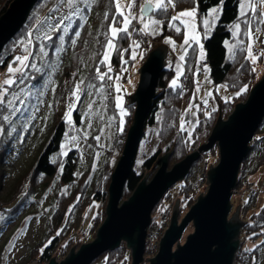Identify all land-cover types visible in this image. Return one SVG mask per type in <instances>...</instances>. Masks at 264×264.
Returning <instances> with one entry per match:
<instances>
[{"label":"rangeland","instance_id":"1","mask_svg":"<svg viewBox=\"0 0 264 264\" xmlns=\"http://www.w3.org/2000/svg\"><path fill=\"white\" fill-rule=\"evenodd\" d=\"M5 2L6 0H0V8ZM145 2L146 0H137L135 9L137 13L139 7L143 6ZM121 3L127 8L131 3V0H121ZM153 3H155V0H153ZM242 4H244L243 11L245 13L248 12L250 7L246 0H242L241 5ZM241 5L240 10L242 12ZM82 6L83 3L79 5L81 9H83ZM257 7L262 10V13H264V4L257 5ZM57 9L58 10L53 12L48 18L49 20H47L46 23H43L39 29L47 27L48 24H55L58 19L70 14V9L66 6L60 5ZM191 9L192 8H189L187 10ZM158 11L159 10H155L150 16H148L153 20L159 21V26L152 25L147 30V33H151L152 29L156 28L155 34H146L144 31H137V22L139 25H142L141 28L143 27V23L138 20L132 21V26L129 31L131 34L134 31L139 35L135 36L132 34V41L125 45V47L128 48L127 51L129 55L128 57L122 56V60L117 64V67L112 65V55L114 51L110 53L109 63L112 65L110 72L108 71L107 64L103 62V55L106 51L105 45L107 43L104 34L108 30L105 25L108 23L104 21V24H102V21L98 22V20L92 23L90 22V27L94 32V41L89 40L90 38L88 34L86 44L88 45L89 51L83 55L85 61L80 64L76 63L75 67L72 66L73 68L77 67L79 69L78 78H74V84L72 87L75 89L76 85L83 81L81 84L79 102H77L73 96L74 91L67 97V99L65 97L66 100L60 99L63 95V87L61 85L62 82H60V77H62V74L64 73V65L61 69L59 65H57L59 68H52L49 71V75L43 81L44 84L42 86L39 85L37 88H31L30 85L28 86L23 82L14 89V91L24 89L31 94L24 95L23 92H21L24 103L19 105L21 111L11 116V123L0 120V127L5 130L4 133H0V140H2L3 136L6 134L8 137H17L14 146L15 150L11 151V154H9V161H7L5 165L6 170L3 171L5 172V176L2 182V191L0 193V198L3 202L0 201V209L3 208L4 203L10 201L12 198L11 196L15 193H19L21 196L24 194L26 196L28 193V198H26V200L29 201L24 203L23 211L19 214L17 213V215L7 216L8 214L4 215L3 213L4 219L0 220V251L3 252L2 262L0 261V264L51 263L52 261L46 262L42 259L40 260V255L42 254L44 247H46L47 244L50 245L52 239L57 238L60 241L57 248L58 252L51 254V256L52 259L54 258L59 264L63 263V261L65 262L71 255V252L73 251L72 248L75 247H71V244L73 243L72 241H75V234L77 235L78 231H81V228L84 229L88 226L93 227V214L98 211L97 218L94 220V226L98 227V230L93 237L94 239L90 242L92 243L97 239L98 231L108 219L107 211L110 198L109 187L112 185V177L114 176V172L119 165L122 155H124L123 151L127 143V136L130 133L129 130L134 124L136 104L132 106L129 98L133 97L138 91L140 81L142 80L141 71L143 65L149 60L150 53L153 50L159 49L163 45L168 47L166 66L172 71L169 76L170 79H168V87L173 88L171 86V81L177 79L179 74L178 87L173 89L178 91V102L182 104L183 111L180 112V119L178 123L174 125V128L168 126L167 121L170 120L165 117L166 114H161L160 117L164 118H160L161 122H159L156 128L148 127L146 122V133L141 140L142 143L139 146V153L136 158L137 163L134 167V172L140 176L143 175V179L150 171L149 168H145L148 159L156 156L158 153L160 154V157H163L173 151L167 149L166 146L168 141L163 139L165 135H169L166 139H172L174 142L185 141L183 145L186 143L187 146L190 145L189 141L194 143L198 141L194 149L195 152L200 151V148L209 141V139L206 138L209 131L211 128L214 130V126L220 118V106H222L221 113L223 115V113H225L224 109L227 107L226 104H233L235 100H237L236 98H238L244 91V89L231 90L230 86L227 84L215 85L212 82L210 66L206 63L207 54L204 48L205 43L203 42L204 35L198 30L197 19L195 20L196 33L199 36L200 44H203L205 52L203 60L199 57V44L189 39L192 35V30L180 25L179 21H176V25L180 27V31H183L184 37L180 39H177L175 35L165 38L162 37L164 25L157 18L158 14H156V12ZM169 12L173 13V16L179 13L176 11V7L174 9L170 8ZM216 19L217 17L213 21L214 23L216 22ZM70 21H65V24L68 27ZM211 23L212 21H210V24ZM170 24H172L171 21ZM239 25V30H237L236 27L232 30L234 32V40L227 45L230 53H233L234 45H236V41L240 39L242 34L241 30L243 22H240ZM36 36H43V31H37ZM108 37L110 38V33ZM136 37H140V39H137ZM168 39L175 42V48H173L171 44L166 43V40ZM185 39H189L187 45L184 44ZM134 42H139L140 47L135 48ZM248 42L247 49L251 46L254 55L264 53V32H257V34L253 33V39L248 40ZM28 47L27 43L25 48L29 50ZM25 48L23 51H25ZM193 48L195 50V55L189 63L187 57H189V53ZM14 53L16 54L12 57V64L9 65L13 68L18 66L15 57L20 54V50L17 49ZM133 55L136 56V59H132ZM181 55L185 57L184 60L180 59ZM40 57L41 61H46L44 54ZM61 58L64 60L66 55L63 54ZM101 59L102 66L98 67V65L101 64L98 63ZM33 61L35 62L36 67L39 68V60L34 57ZM250 62L252 63L251 60ZM242 65L243 64L238 65L235 70H238V68L240 69V66ZM9 66H7L3 72L0 85H3L4 80L7 78V70ZM97 67L101 73L108 72V76L111 77V79L106 77L105 83L101 84L96 76L92 77V72H95L94 69ZM253 67L254 71L259 74L256 82H260L264 77V55L258 56ZM72 71V76H74L76 73L75 69ZM244 79L247 78L244 77ZM89 84L95 85V87H89ZM256 85L257 84L254 83V85L250 87L253 89ZM117 86H119V89H117ZM100 89H102V92ZM110 90L113 92L112 95H110ZM251 92L246 100H240L235 106L237 107L238 104H246L252 95ZM69 106H71V121L68 119ZM122 108L126 114L122 113ZM189 109L191 111H189ZM77 110L82 112L81 126H77L72 121V115ZM8 114V112L4 113V115ZM128 115L130 116L129 119ZM62 120L66 124L67 136L61 144L62 147L60 150L55 156L53 155V161L58 163L57 174L54 175V179H44L41 183L39 181L34 183L33 171L37 168L38 160L41 158L40 155L45 148H47L48 139L52 137L54 127L58 126ZM182 121L184 122L183 131L180 127ZM263 124L264 121L261 125ZM197 132L200 133V139L195 136ZM262 132L264 133V127L262 128ZM260 136L262 137L256 138L258 140L262 139L264 135L262 134ZM220 151L221 149L218 146H215L210 152L202 153L199 158L200 160L197 161L200 162L202 172L197 179L198 181L192 185L195 191H197V194H193L195 200H193L194 202L189 208L185 207L186 204L181 202V198H176L170 204H166L162 207V201L167 194L162 200H160V204L156 206L153 211L154 217L158 216L155 221L156 228L168 226L165 229H162V238L167 235V230L172 225V218L170 217V221H167V216H174V209L178 200L180 205H178L177 212L179 213V216L177 217V220L180 223L186 215L190 213L192 207L198 204L202 198L207 196L209 193V184H207L209 181L208 173L210 172L211 167H217L221 161ZM71 153L72 155H75L76 162L72 164L75 166V169L74 172L67 177L66 170L68 167L66 165L68 163L70 164L68 159H72ZM172 153H174V151ZM172 153L169 156V161ZM262 154L263 153L260 152L258 153L260 156ZM252 155L255 156V158L248 163L246 160L243 161L240 167L242 171V166L246 164L244 167L247 169L245 170L247 173L243 174L244 177L239 184L237 182L236 190L231 199L232 212L229 215V219L238 212V207L242 213V203L249 200L253 195L254 198H256L257 205L254 207L255 212H260L264 206V159L257 156L254 152ZM175 163L176 162L173 163L170 161L169 171L177 165ZM159 164L160 163L153 167L151 173L147 176V182H151L155 175L158 174L160 168ZM64 176L71 179L68 184L65 181L62 182ZM68 179L65 180L67 181ZM181 182L175 184L170 189L181 184ZM104 189H106L108 196L102 192ZM32 193H34L33 198L30 197ZM94 196L96 198L97 196L100 197L101 202L95 201ZM104 196L105 198H103ZM133 196L134 195L129 194L125 197L124 194L120 205L122 206V203L129 201ZM93 202L96 204L92 205L91 203ZM75 204H80V207H74ZM61 205H65V208L69 211V218L72 219L71 221H68L70 225L74 224V226H77L79 225L78 221L85 219L84 223H82L84 225L82 226L81 224L80 227L77 228V231H74V229L69 230L68 227H72L69 225L66 228V231L57 227L51 229V222L54 221V214L57 210L61 213V218L64 219V217L67 216L63 213V210L59 208ZM93 207H95V209H93ZM91 209H93V211H91ZM97 220L98 222L96 223ZM153 226L154 225H151L148 231H151ZM191 226H193V224H191L185 231V235L180 242L181 246L186 245L188 237L194 235L195 230L194 227L192 228ZM82 232L83 231H81V233ZM88 236L89 229L85 232V242H87V239L89 238ZM149 238L147 243L150 247L145 251L143 264H151V261L149 260L157 258L160 251V246L158 244L157 247L154 246V242L149 244ZM162 238L160 239V242L162 241ZM243 241H245L244 247L246 251L255 250L258 247L260 264H264V236L260 235L253 239L246 237L245 239L243 238ZM70 242L72 243L70 244ZM66 247H68L67 252H65ZM80 248V246H76L75 251L79 252V250H81ZM176 248L173 249L174 252ZM58 249L61 251L59 252ZM63 251L65 253L60 254ZM113 256L119 259L115 264H132V261L134 260L133 257L129 255L125 256L126 258L123 260H120V255L116 254Z\"/></svg>","mask_w":264,"mask_h":264},{"label":"trees","instance_id":"2","mask_svg":"<svg viewBox=\"0 0 264 264\" xmlns=\"http://www.w3.org/2000/svg\"><path fill=\"white\" fill-rule=\"evenodd\" d=\"M14 0H6L4 5L0 8V17L4 15V13H7V10L11 3H13ZM176 4V11L181 12L183 10H187L189 8L195 7L197 10V23H198V30L201 32L203 36V42L205 43V51H206V63L210 66V75L211 80L215 85H221V84H227L230 86L231 90H241L244 89V91L239 95L237 100L233 104H226L227 107L224 109L223 116H225V119H229L230 116L233 113L234 107L236 108L235 104L239 103L240 100L243 101V99H247V97L250 95L249 93L253 90L250 86H253L254 83L258 84L257 81V72L254 71L253 63L250 62V60L247 58V44L249 43V36L248 31L253 30L252 33L257 34L264 32V15H252L251 9H249L248 12H246V16H241V10L240 5L242 3V0H174ZM59 0H39L34 8L32 9V13H30L29 21L24 25V27L21 29V32L19 34H16V36L10 41L8 45L5 46L2 55L0 56V82L3 77V72L9 66L12 61V57L15 56L16 53H14L17 49L20 50V54L18 56H24L30 54L31 63L35 62L33 61V58L38 59L39 61V69L40 72H35L33 69L29 68L27 69L30 76H34V79H26L24 82L28 86L30 85L31 88H37V86H42L44 84V80L49 75V71L52 68H59L64 65L62 74V77H60V82H62L63 87V95L60 99H67L69 95L74 91V88L72 85L74 84L73 80L76 77L78 78V72L79 69L73 68L75 67L76 63L80 64L83 63L84 56L88 51V45L86 44L88 40V34H89V40L94 41L93 38V30L90 27V22H95L98 20V22L102 21V24H104V21H106L108 24L105 25L108 30L104 34V38L107 40L109 37V25L112 23L113 19L119 20V16H115V5L113 3V0H95V3H89L88 8H84V5L82 6L84 11L81 15H75L71 17V21L69 22L68 32L65 34L63 31L57 33V32H51L53 39L52 40H39L36 36L37 31L39 27L46 23L48 18L51 16V14L55 9L59 7ZM213 8L221 9L219 12V15L217 16L216 22L214 23L211 19V17L208 16V13L212 11ZM170 8L167 10V12H156L158 14V19L160 22L164 25L163 27V33L162 37H168L173 36L177 39H180L184 37L183 31L177 32L174 29V26L170 24L171 17L173 16L171 12H169ZM154 12V11H153ZM257 12L262 13V10L257 7ZM208 18L212 23L210 24V31H208L206 34L204 27L202 25V20ZM248 20V24L244 23V20ZM240 22H243L242 27V34L240 36V39L236 41V45H234V51L233 53H230L228 50V43L234 40V32L232 31L236 24H239ZM75 32H79L80 36L77 37L75 35ZM130 32V31H129ZM29 33H32L31 37V44L29 43ZM132 34L139 35L136 32H132ZM130 32V35L128 38L116 41L117 47L121 49L119 54L116 52H113L112 58L113 63L112 65L117 67L118 63L122 60V56L128 57V48L125 47L127 43H130L133 39V35ZM59 37H63V44H61V41ZM137 38V37H136ZM137 39H140L138 37ZM73 41H76L73 43ZM28 43V52L26 53L23 51L25 46ZM92 43V42H90ZM129 46V45H128ZM44 48V52L47 53L45 55L46 61H41V51L40 48ZM31 52V53H30ZM194 48L191 49L189 53V57H187V61L190 63L192 61V58H194ZM66 55V58L63 60L61 57ZM40 55V56H39ZM32 57V58H31ZM102 59L98 62L101 63ZM14 62V60H13ZM69 63V64H68ZM67 64V66H66ZM240 69L235 70L238 65H241ZM59 65V67L57 66ZM111 65V66H112ZM102 63L98 65V67H101ZM66 67V68H65ZM97 67V68H98ZM95 72H92V77L96 76V69ZM75 69V75L72 76V73ZM81 71V70H80ZM171 72L167 68L164 70L163 74L161 75V80H159L158 90H157V97H155V101L153 102L152 106V112H150V115L148 117L147 126L151 128H156L159 122H161L160 117L161 114H166L165 117H167L170 121H167L168 126L171 128H174V125L178 123L180 119V112L183 111L182 104L178 102V91L174 90L173 88L168 87V79H170ZM246 77L247 79H244ZM80 80V78H79ZM101 83V82H100ZM104 84V83H103ZM14 90V89H13ZM57 97V96H56ZM65 99V100H66ZM182 99V98H181ZM180 99V100H181ZM115 103V101H114ZM113 103V104H114ZM134 106L135 104H131ZM5 112H3L4 115ZM75 113V114H74ZM72 115V121L77 126H81V116L82 112L75 111ZM173 115V116H172ZM128 115V119H129ZM133 121V120H132ZM135 121V120H134ZM131 124V123H129ZM127 126V125H126ZM264 127V124L259 128V130L256 133V137H262L260 135H264L262 132V128ZM212 130V128H211ZM209 131L208 135L206 136L207 139H210V134L212 131ZM200 132V131H199ZM197 132L195 134L196 138H199L200 133ZM199 134V135H198ZM3 136V139L0 140V193L2 188V182L3 178L5 176V172H3L5 169V165L8 160L9 154H11V151L15 150V141L17 137H6ZM67 136L66 134V124L62 120L58 126L54 127V133L52 134V137L48 139L47 148L43 151V153L40 155L41 158L38 160L37 168L33 171V178L34 183L36 182H42L47 179L51 180L54 179V175L57 174V162L53 161L54 156L57 154V152L62 147V143ZM162 137V136H161ZM169 135H165L163 138L164 140H167V149L170 151H174L170 157V161L175 164H179L180 162L184 161V159L195 152V146L197 145V142H190V145L187 146L186 143L183 145L185 141L182 142H174L172 139H166ZM254 138V140L251 143V152L248 155V159L246 162H251L255 156H253V152L257 154L260 158L264 159V136L262 139ZM200 139V138H199ZM198 139V140H199ZM263 153L261 156L258 155V153ZM54 155V156H53ZM72 155V153H71ZM158 157H160V154L158 153L156 156L148 159L145 165L146 169H151L153 164H155L158 160ZM70 161V164L68 163L66 166L67 173L66 176H70L75 169V166L72 165L74 162H76L75 155H72V159H68ZM264 161V160H263ZM160 165V164H159ZM246 165V164H245ZM244 165V166H245ZM244 166H242V171L239 173L240 180L238 181V184L242 181L244 175L247 172V170ZM159 167V166H158ZM202 172L200 168V162L194 163L190 174L187 175L186 179L181 182V184L175 186L173 189H170L168 191L167 195L165 196L164 200L162 201V207H164L166 204H170L173 200L176 198H181V202H183L186 208H189L192 203L195 200L193 194H197V191H195L194 187L192 186L193 183H196L199 178L200 173ZM132 176L128 178L127 186L124 188V194L126 195H134L133 193L135 190L142 184L143 175L140 176L139 174L132 172ZM66 176H64V179H62V182H66L67 184L71 179H68ZM65 179H68L67 181ZM39 183V184H40ZM35 190V188H34ZM36 191V190H35ZM102 191V190H101ZM106 196H108L106 189L102 191ZM178 196V197H175ZM9 202L3 204V208L0 209V214H8L7 216H14L17 215V213H21L23 211V205L24 203H27L28 201L26 198H28V193L25 196L20 195L19 193L13 194L11 196ZM30 197H34V193L30 195ZM29 197V198H30ZM94 200L101 202L100 197L97 196V198L94 196ZM105 198V196L103 197ZM102 198V199H103ZM64 200V199H62ZM61 200V201H62ZM92 200V201H94ZM104 200V199H103ZM0 201L3 202L0 198ZM92 205H95L96 203H91ZM78 206L80 207V204H75L74 207ZM256 205V198H254V195L249 198V200L242 203V213H241V220L244 223L243 227L241 229L240 234V241H241V247L237 251V255L234 258V264H260L259 261V252L258 247L255 250L246 251L245 250V241H243V238H256L257 236L263 235L264 236V206L262 207V210L260 212H255L254 207ZM65 205L59 206L60 209L63 210V213L67 216L63 218L60 217L61 213H59L57 210L54 214V221L51 222V229L53 228H62V230L66 231V228L69 226H72L71 228L68 227V229H74V231H77V228L80 227L82 223H84L85 219L82 221H78L77 226L70 225L68 221H71L72 219L69 218V211H67V208H65ZM95 209V207H93ZM91 209V211H93ZM69 210V209H68ZM81 210V209H80ZM78 210V211H80ZM90 211V212H91ZM84 212V211H83ZM89 212V213H90ZM255 212V213H254ZM97 212H94V220L97 218ZM105 216V213H104ZM178 215L176 216V219ZM58 217V219H57ZM170 217L167 216V221H170ZM158 216L152 217L151 225H154L156 219ZM58 220V221H56ZM94 220H93V227H85L84 229H80L83 231H78V234H75V241L70 242L71 247L77 246L82 247L84 244L89 243V241H92L95 236L96 231L98 230V227L94 226ZM55 222V224H54ZM98 220L96 221V223ZM95 223V225H96ZM169 223V222H168ZM84 224H82L83 226ZM192 228L194 227L191 226ZM89 229V238H84L85 232ZM195 230V228H194ZM1 233V232H0ZM73 234V233H72ZM59 240L52 239L50 245L47 244L46 247L42 250V254L40 255V260H44L46 262H51L52 256L51 254L57 253V248L59 246ZM62 242V241H61ZM148 245V243H147ZM65 246V245H64ZM69 247V246H68ZM68 247L65 248V252H67ZM69 247V248H71ZM149 245L146 249V251L149 249ZM59 250V249H58ZM61 250H59L60 252ZM64 251L60 254H64ZM130 249L127 247L126 242H122L120 248L109 251L102 256L98 258L97 261H95L93 264H115L116 261H119L118 258H115L113 255H120V260L126 258L125 256L131 255ZM257 254V255H256ZM2 256L3 252L0 251V261L2 262ZM134 259V258H133ZM255 260V262H254ZM123 263V262H122Z\"/></svg>","mask_w":264,"mask_h":264},{"label":"water","instance_id":"3","mask_svg":"<svg viewBox=\"0 0 264 264\" xmlns=\"http://www.w3.org/2000/svg\"><path fill=\"white\" fill-rule=\"evenodd\" d=\"M38 1L14 0L7 13L0 17V56L5 46L28 23L30 13ZM152 12L146 15L150 16ZM167 48L163 45L150 53V58L141 71L142 80L138 91L129 98L130 104H136L135 121L129 130L124 155L109 187L108 219L98 231L95 241L84 244L79 252L75 251L76 246L73 247L68 259L60 264H93L103 254L120 248L122 242H126L132 251V264H143L154 209L170 188L190 174L193 164L200 160L201 154L210 152L215 146L221 149V161L217 167H211L208 173L209 193L192 207L181 224L176 219L180 205L179 200L177 201L172 225L168 228L167 235L162 238L159 254L157 258L148 260L151 264H234V258L241 247L240 234L244 223L240 219L239 207L238 212L229 219L232 212L231 199L239 181L240 167L248 159L250 145L264 121V77L253 87L246 104H238L229 119L224 118L221 113L222 106L219 105L220 118L209 141L200 151L187 156L171 171L169 156L173 151L158 157L147 176L160 163L158 174L151 182H147L145 176L134 196L120 205L128 178L132 176L137 163L138 149L157 97L159 80L167 68ZM193 223L194 235L188 237L186 245L181 246L185 231ZM51 261L48 264H59L54 258Z\"/></svg>","mask_w":264,"mask_h":264},{"label":"snow or ice","instance_id":"4","mask_svg":"<svg viewBox=\"0 0 264 264\" xmlns=\"http://www.w3.org/2000/svg\"><path fill=\"white\" fill-rule=\"evenodd\" d=\"M248 6L251 9L252 15H264V13H258L257 12V5L264 4V0H246ZM83 3L84 8L89 7L90 0H59V5L66 6L68 9H70V14L66 15L64 17H61L56 21L55 24H48L47 27L38 29V31H43V36L38 37L39 39H47L52 40L53 37L50 34L51 32H61L63 31L65 34L68 32V26L65 24V21L71 20V17L73 15H81L84 11V9H81L79 5ZM91 3H95V0H91ZM113 3L115 5V16H119L121 19L115 20L113 19L112 23L109 25V33L110 38L107 39V43L105 45L106 51L103 55V62H105L108 66V71H111V64L110 61V53L116 52L119 54L121 51L120 48L117 47V43L115 41H121L129 37L130 35V28L132 26L133 20H138L139 22L143 23V27L141 29H137V31H144L146 34H155L156 28L152 29L151 33H147V30L152 25L159 26V21L153 20L150 17H148L146 14L148 12H152L155 10H159L160 12H167L169 8H175L176 4L174 0H155V3H153V0H146L145 4L143 6H140L138 9V13L135 11L137 0H131V3L125 8V6L121 3V0H113ZM242 12L241 16H246L247 14L243 11L244 4L241 5ZM58 9H55L56 11ZM222 10L213 8L210 13H208V16L211 17V20L214 21L215 18L219 15V12ZM197 16V10L195 7H193L191 10H184L179 12L177 15L171 17L172 26L175 27V30L177 32L180 31V27L176 25V21H179L180 25L185 26L186 28H190L192 30V35L189 37V39L195 41L197 44H199V57L201 60L205 57V52L203 48V44H200L199 42V36L196 33V20ZM187 18V19H184ZM147 21V22H144ZM191 22V23H190ZM245 24H248V20H244ZM202 25L205 30V34L210 31V20L208 18H205L202 20ZM236 29L239 30L240 25H235ZM249 40L253 39V33L252 31H248ZM75 35L77 37L80 36L79 32H75ZM32 33H29V43L31 44L32 40ZM61 44H63V37H59ZM189 39H185L184 44L187 45L189 43ZM76 41H73L75 43ZM166 43H169L175 48V42L171 39L166 40ZM134 47L139 48L140 44L139 42H134ZM41 53L44 55H47V53L44 52V48H40ZM25 52H28V49L25 48ZM264 55V53L254 55L252 52L251 46L247 49V58L252 61L253 64L256 63L258 56ZM184 56L181 55L180 59L184 60ZM132 59H136V56L133 55ZM15 61L18 63V66L13 68L12 66H9L7 70V78L4 80L3 85H0V120L6 121L8 123H11V116L14 115L17 112L21 111V107L19 105L23 104V98L21 96V92H23L24 95H30L31 93L25 91L24 89H20V91H14L19 84H22L26 79H34V76H30L27 69L31 68L35 72H40L41 70L36 67L34 63H31L30 55H24V56H17L15 57ZM106 77L108 79H111V77L108 76V72L101 73L99 68L96 69V78L99 79L101 84L105 83ZM178 78L173 79L171 81V86L173 88L178 87ZM83 81L78 83L74 89L73 96L75 97L76 101H80V92H81V84ZM89 87H95V85L89 84ZM117 89H119V86H117ZM102 92V89H100ZM122 113H124L123 108L121 109ZM189 111H191L189 109ZM3 112H8V115H3ZM126 114V113H124ZM68 119L71 121V106H69V112H68ZM181 130H184V122H181ZM4 129L0 127V133H4ZM4 219L3 214H0V220Z\"/></svg>","mask_w":264,"mask_h":264},{"label":"built area","instance_id":"5","mask_svg":"<svg viewBox=\"0 0 264 264\" xmlns=\"http://www.w3.org/2000/svg\"><path fill=\"white\" fill-rule=\"evenodd\" d=\"M136 28L137 29H141V26L142 25H139V23L137 22V24H136ZM112 93L113 92H111V90H110V95H112ZM205 177H207V176H205ZM203 183V182H202ZM202 185V184H201ZM157 226H156V224L154 223V226L152 227V229H151V231H148L149 232V244L151 243V242H154V246L155 247H157L158 245L160 246V248H161V242H160V239L162 238V229H165L166 227H168V226H165V227H159V228H156ZM158 229V230H157ZM148 238H147V240H148ZM160 242V243H159ZM158 244V245H157ZM159 248V249H160Z\"/></svg>","mask_w":264,"mask_h":264},{"label":"bare ground","instance_id":"6","mask_svg":"<svg viewBox=\"0 0 264 264\" xmlns=\"http://www.w3.org/2000/svg\"><path fill=\"white\" fill-rule=\"evenodd\" d=\"M134 172V171H133Z\"/></svg>","mask_w":264,"mask_h":264}]
</instances>
